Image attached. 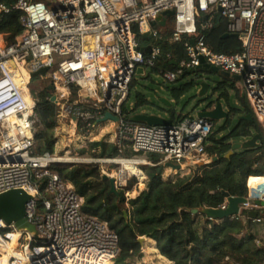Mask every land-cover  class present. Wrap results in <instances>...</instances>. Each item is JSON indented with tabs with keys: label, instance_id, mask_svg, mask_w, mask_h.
I'll return each mask as SVG.
<instances>
[{
	"label": "built area",
	"instance_id": "2783aa9c",
	"mask_svg": "<svg viewBox=\"0 0 264 264\" xmlns=\"http://www.w3.org/2000/svg\"><path fill=\"white\" fill-rule=\"evenodd\" d=\"M13 10L22 13L24 30L13 43L0 39V194L24 189L32 195L26 217L37 233L0 218V250L7 254L4 260L0 251V264H104L108 260L115 264L120 252L117 232L108 222L86 213L84 197L54 169L62 161L51 152L34 153L37 115L29 87L31 71L49 68L45 77L51 79L54 89L61 85L67 91L66 97L59 91L54 95L58 101H66L65 110L77 118L81 132L89 133L110 112L119 120L104 122L114 124L120 146H129L136 153H159L163 161L179 164L181 169L175 172L180 173L212 158L207 145L213 122L186 115L167 124L150 125L130 120L134 113L129 115L123 109L135 75H144L161 58L162 48L156 43L167 36L169 42L183 44L186 58L175 69H160L164 81H177L197 69L202 58L230 76L239 75L264 131V0H16L13 4L0 0V13ZM167 10H174V15L171 30L164 32L169 18L164 17V25L152 26V22ZM216 15L226 20V33L238 35L240 51L216 52L204 32L199 33V22L203 31L211 29ZM146 32L154 41L141 43L138 34ZM147 46H151L149 53L143 50ZM171 57L166 54L167 59ZM19 64L28 71L27 79L17 78ZM139 67L143 72H137ZM84 95L93 106L82 101ZM133 105L131 102L129 108ZM118 182L123 181L118 178ZM247 187V201L240 205L236 218L244 219L245 210L264 207L255 204V200L264 201V192L253 196L248 182ZM227 204L226 199L219 208ZM262 219L258 215L254 221ZM21 231L38 247L31 257L20 250H5Z\"/></svg>",
	"mask_w": 264,
	"mask_h": 264
},
{
	"label": "trees",
	"instance_id": "16d2710c",
	"mask_svg": "<svg viewBox=\"0 0 264 264\" xmlns=\"http://www.w3.org/2000/svg\"><path fill=\"white\" fill-rule=\"evenodd\" d=\"M5 1L13 4L16 0ZM21 14L18 10L0 13V34L8 43L15 42L16 37L24 30L20 20ZM169 25L172 27V18H169L167 26ZM226 31V20L220 15L215 16L211 29L203 31L199 22V33L204 32L206 42L214 51L223 53L240 51L242 49L240 39L234 36L223 37ZM166 37L156 43L162 48L163 55L150 68L153 73H159L162 68L175 69L177 63L186 58L183 44L171 43L165 39ZM138 39L141 43L149 41L140 34ZM167 53H171V59L166 58ZM201 70L210 71L206 68H197L184 76L187 74L198 76ZM21 76L18 72V79H21ZM224 78L229 77L224 75ZM39 81L43 82V86L38 89L36 83ZM227 83H218L216 89H224ZM197 85L200 83L192 79L172 91L175 96L181 97L187 90ZM230 85L233 88L236 86L234 81ZM133 88L134 80L130 85L128 99L123 105L124 112L129 115L148 103L144 94L137 93L133 107L129 108ZM30 90L36 100V115L42 122L48 123V128H52L55 136L54 139L52 136L48 137L44 131L36 132L34 153L38 155L45 152L54 153L59 106L51 98L56 90L50 78L41 76L31 78ZM221 96L227 94L222 93ZM241 101L242 108H231L224 125L213 130L209 138L207 152L209 156L217 157L215 161L197 165L190 173L178 175L175 179H164L161 173H158L163 155L148 152L147 159L153 165L145 170L148 176L147 188L134 198L127 199L122 191L119 197L113 193L109 194L110 181L103 180L99 163L54 164V169L69 180L75 190L84 197L83 210L108 222L111 229L117 232L120 252L115 258V264H129L132 259L142 255V244L138 241L140 236H147L151 238H147L150 241L155 240L161 254L175 264H263L264 240L261 244L258 241L262 239L259 236L262 227L259 225L263 223L264 226V207L258 210L262 221L260 223L253 221L250 225L247 223V210L243 212L246 216L244 219L227 217L210 220L202 212L205 208H219L226 200L225 193L232 196H247V182L249 185L253 178H264V142L252 148L236 150L226 157L235 141L245 140L255 132L264 136L251 106L244 98ZM232 113H250L253 120L241 119L230 127ZM171 115V121L184 117L176 116L174 110L171 111ZM227 128L229 131L222 133ZM82 133L86 134V131L83 130ZM91 145L99 148V153L95 154L97 158H130L136 154L118 143L101 140L94 141ZM138 177L141 179L142 173H139ZM193 208H197L198 213H192ZM124 211L129 216L128 220L123 216ZM25 242L23 239L18 244V241L14 242L13 239L5 250L17 251V247H21ZM0 251L6 260L7 254L3 249Z\"/></svg>",
	"mask_w": 264,
	"mask_h": 264
},
{
	"label": "rangeland",
	"instance_id": "374dc122",
	"mask_svg": "<svg viewBox=\"0 0 264 264\" xmlns=\"http://www.w3.org/2000/svg\"><path fill=\"white\" fill-rule=\"evenodd\" d=\"M171 25L167 26L165 31H170ZM2 35V34H1ZM3 36V35H2ZM4 38V36H3ZM18 73V70H15ZM21 73V72H20ZM16 74V73H15ZM21 79L24 77L23 72L21 73ZM18 78V75H17ZM27 78V77H25ZM228 78V77H227ZM196 80L198 83L206 82L209 84V89L207 94L203 97L199 94L200 85H197L189 90H187L181 97L175 96L173 94L174 88H179L181 85L189 82L190 80ZM235 82V87H231V83ZM135 88L132 90V96L129 102L134 103L135 96L137 93H142L145 95L148 103L143 105L142 107L137 108L134 111V114L144 113L147 115H156L167 120L172 118L171 111L174 110L175 115H196L197 111L203 108L205 104V100L210 98L213 100H219L222 104L224 110H230L231 108H242L241 99H245L247 103L250 105L247 97L244 93L243 83L241 80H235L232 77L225 79L223 75V70H219V72L215 73L206 70L199 71L198 76L196 74H187L184 77L179 78L174 82H166L164 78L159 73L151 72L150 68H146L145 74H136L134 77ZM220 82H228L225 85V88L222 90H217L216 86ZM37 88H41L43 86V82L39 81L36 83ZM30 87V86H29ZM222 93L227 94V96H221ZM161 98H165L170 102V105L164 104L161 101ZM60 102V104H59ZM128 102V103H129ZM63 102L58 101V106ZM251 106V105H250ZM238 116V115H237ZM237 116H231V124L230 127L234 126L238 119ZM226 122L225 119H219L213 122V130L218 129L223 126ZM35 127L36 132L44 131L46 135L52 136L55 139L53 130L51 127L48 128V123L42 122L39 116L35 119ZM103 129H106L104 132H101ZM115 126L111 123H100L96 128H94L88 135L85 133H80L76 128L75 124L67 118H60L57 127L55 128V135L57 136V141L55 144V156H57L58 160H63V163L74 164V163H91L96 162L100 164L101 172L107 173L110 176L117 177V179L121 178L122 183L118 182V186L120 191H122L127 199L134 198L138 196L142 191L146 190L148 176L146 174V168L152 166L153 163L147 159L146 153H136L130 158L116 157L114 159H129V160H137L138 164L133 165L129 164L128 169L131 170V174L128 171L124 172V176H119L120 170H122L121 163H109L107 162V158H97L95 154L99 153V148H94L91 143L94 141H107L112 143H117V139L114 133ZM229 128L224 130L222 133H227ZM243 141V140H241ZM241 141H235L241 142ZM125 149H128L132 152H135L131 147L126 146ZM210 162L211 158L208 159ZM166 161H162V170L161 175L164 179H175L178 175H185L190 173L195 169L196 166L191 169H186L181 171L180 173H176L175 170L169 168L166 164ZM207 162V163H208ZM202 165V163H201ZM139 173H142L143 183L136 176ZM136 174V175H134ZM119 176V177H118ZM146 176V177H145ZM128 220L129 216L124 217ZM259 226L260 229V238L259 244H261L264 240V226L261 223ZM149 238V237H148ZM151 239V238H149ZM146 240L142 244V255L137 256L130 261L129 264H175L173 261L169 260L165 256H163L160 250L157 247V243L155 240Z\"/></svg>",
	"mask_w": 264,
	"mask_h": 264
},
{
	"label": "water",
	"instance_id": "95a60500",
	"mask_svg": "<svg viewBox=\"0 0 264 264\" xmlns=\"http://www.w3.org/2000/svg\"><path fill=\"white\" fill-rule=\"evenodd\" d=\"M219 10H221V8H219ZM173 15H174V10L164 11L162 15L158 16L156 18V20L154 22H152V26H155L158 22L161 23L162 25H164L165 19L171 18ZM164 17H166V18H164ZM202 18H200V19H202ZM205 18H207V16H205ZM143 36L146 39L154 41L152 34L149 32L144 33ZM230 36L238 37L237 34H230V33H225L223 37H230ZM143 50L145 52L149 53V52H151V46L143 47ZM201 68L209 69L215 73L219 72L218 67L211 66L210 64L206 63L203 58L201 59V66H199L198 69H201ZM48 69L49 68L47 66H44V67H41L37 70L31 71L30 77L33 78L35 76H41L44 78L46 76ZM137 72L138 73L143 72V68L139 67L137 69ZM223 75L230 76V74L227 72H223ZM230 77H232L235 80H238L240 78L239 75H233ZM200 87L201 88H200L199 94L204 97L208 92L209 84L206 82H202L200 84ZM51 100L54 103L58 102L56 95H53ZM161 101L164 104L170 105V102L168 100H166L165 98H161ZM207 107H208V105L205 106L204 108L199 109L197 111L196 115L200 118L209 119L211 122H214V121L219 120V119H225L226 120L229 118L230 111L224 110V108H223L222 104L219 102V100H216L214 106H212L210 108H207ZM107 119H112L114 121H118L119 117L117 115L110 113V112H107V113H105L104 117L101 118V122H104ZM237 119L238 120H241V119L253 120V116L250 113L238 114ZM130 120L136 121V122H144V123H147L150 125H162V124L168 123V120L165 118H162V117L156 116V115H147L144 113L133 114L130 116ZM263 142H264L263 135L259 132H255L249 138H246L245 140H243L241 142L233 143L232 148L226 154V157H229L236 150L252 148V147H255L257 144L263 143ZM216 159H217V157L214 156L211 158L210 162H213ZM210 162H208V163H210ZM165 164L173 170L179 171L181 169L179 164H175V163L170 162V161L165 162ZM204 164H207V162L202 163V165H204ZM161 170H162V166L159 168L158 173H161ZM102 178H103V180H109L110 181L111 188H110L109 194L113 193L117 197H119L120 196V189L117 185L116 177L110 176L107 173H103ZM225 195H226V199L228 201L226 208H205L204 210H202V212H204L207 215L208 219H210V220H221V219H224L227 217H234V216L239 214L240 205L247 201L245 196H232L228 193H225ZM31 198H32V195L29 194L28 192H26L24 189H11L9 191L1 193L0 194V218H2L7 223L14 222L15 226L18 229H23L25 227L28 231L34 232L36 234L37 232H36L35 225L30 223L26 217V204L28 201H30ZM255 204H257L259 206H264V201L255 200ZM191 212L196 214V213H198V209L193 208V209H191ZM127 215H128L127 212L124 211L123 216L126 217ZM258 215H259L258 210H255V209L249 210L247 223L250 225L254 221V219H256L258 217ZM147 238H148L147 236H140L138 238V241L141 244H143L147 240Z\"/></svg>",
	"mask_w": 264,
	"mask_h": 264
},
{
	"label": "bare ground",
	"instance_id": "6f19581e",
	"mask_svg": "<svg viewBox=\"0 0 264 264\" xmlns=\"http://www.w3.org/2000/svg\"><path fill=\"white\" fill-rule=\"evenodd\" d=\"M0 39H4L2 35H0ZM16 70H18V72H21V73L23 72V75L25 77H27V78L29 77L28 71L25 69V67H23L22 64H19L16 67ZM15 73H16V76H17L18 73L17 72H15ZM55 90H56V92L59 91L58 93H61V95L63 97H66L67 96V91L61 85L59 87H57V89H55ZM59 101H61L63 103L61 105H59L58 119L60 120V118H67V120H69V121H71V122H73L75 124V128L81 133V131L78 129V126H77V118H75L74 116H71L65 110V102L66 101L65 100H63V101L62 100H59ZM82 101L85 104H87L88 106H93L94 105V102L93 101H90L89 97L86 96V95L83 96ZM59 104H60V102H59ZM104 123H106V122H104ZM108 123H111V122H108ZM56 158L57 159H61V158H58L57 156H56ZM58 161H60V160H58ZM61 161H63V160H61ZM119 162L121 163V166H122V170H120L119 176H122V177L124 176V172L125 171H128L131 174V170L128 169V165L129 164L136 165V164L139 163V161H137V160H129V159L128 160L127 159H120V160L116 161L115 163H118L119 164ZM134 175H136V174H134ZM136 176L138 177V175H136ZM144 179L140 180V178H139V180L141 181V183H143V180ZM23 229H26V228L24 227ZM23 239H25L26 242L21 247L18 246L16 250H20V252H22V254L24 256H27V257L33 256L37 252V249H38V247L36 245V242H33V240L30 239V237L28 236V234L26 232H22V231L18 235H16L14 237V242H17L18 241V244H19L21 242V240H23ZM104 264H114V262L108 260Z\"/></svg>",
	"mask_w": 264,
	"mask_h": 264
},
{
	"label": "crops",
	"instance_id": "0c3cea01",
	"mask_svg": "<svg viewBox=\"0 0 264 264\" xmlns=\"http://www.w3.org/2000/svg\"><path fill=\"white\" fill-rule=\"evenodd\" d=\"M264 178H253L250 181L249 187L251 195L256 196L260 195L261 192H264Z\"/></svg>",
	"mask_w": 264,
	"mask_h": 264
},
{
	"label": "flooded vegetation",
	"instance_id": "af4514ba",
	"mask_svg": "<svg viewBox=\"0 0 264 264\" xmlns=\"http://www.w3.org/2000/svg\"><path fill=\"white\" fill-rule=\"evenodd\" d=\"M227 77L231 78L230 76H227ZM217 100H218V99H217ZM215 102H216V100H213V99L208 98V99L205 100V104H204L203 108H204L205 106H207V105H208L207 108H210V107H212V106L215 105ZM237 115H238V114H233V113L231 114V116H237Z\"/></svg>",
	"mask_w": 264,
	"mask_h": 264
}]
</instances>
